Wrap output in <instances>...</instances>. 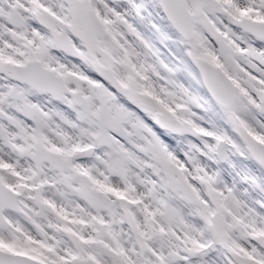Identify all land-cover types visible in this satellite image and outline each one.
I'll return each instance as SVG.
<instances>
[{
	"label": "snow or ice",
	"instance_id": "1",
	"mask_svg": "<svg viewBox=\"0 0 264 264\" xmlns=\"http://www.w3.org/2000/svg\"><path fill=\"white\" fill-rule=\"evenodd\" d=\"M0 264H264V0H0Z\"/></svg>",
	"mask_w": 264,
	"mask_h": 264
}]
</instances>
